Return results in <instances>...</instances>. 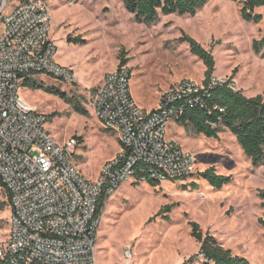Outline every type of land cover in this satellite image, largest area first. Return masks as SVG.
I'll return each instance as SVG.
<instances>
[{
    "label": "rangeland",
    "instance_id": "374dc122",
    "mask_svg": "<svg viewBox=\"0 0 264 264\" xmlns=\"http://www.w3.org/2000/svg\"><path fill=\"white\" fill-rule=\"evenodd\" d=\"M47 3L55 60L68 64L76 81L70 85L49 76L36 77L35 84L57 88L67 99L27 86L18 95L46 116L47 128L57 142L79 139L75 163L90 180L119 150L116 134L101 126L89 104L104 76L119 66L121 58L130 71L133 100L145 110L157 107L162 94L177 82L202 83L205 67L188 44L180 41L184 34L211 52L215 78L224 80L234 74L236 90L264 99V50L256 54L252 49L253 41L263 34L264 8L255 10L262 15V21L255 24L241 18L239 3L207 0L193 17L160 15L146 25L135 22L119 0ZM71 99L85 108V116L73 111ZM167 136L193 155L195 173L156 187L122 184L107 198L100 215L95 263L125 264L123 252L128 249L131 264H186L199 247L190 235V222H194L233 255L250 264H264V227L258 224L264 213L258 197V191L264 190V164L253 166L226 129L217 138H208L195 134L190 125L169 123ZM208 168L230 177V182L219 190L212 188L198 177ZM0 200L6 201L1 189ZM167 205H173L170 211L158 215ZM10 215L9 206L0 209V245L7 240Z\"/></svg>",
    "mask_w": 264,
    "mask_h": 264
},
{
    "label": "built area",
    "instance_id": "2783aa9c",
    "mask_svg": "<svg viewBox=\"0 0 264 264\" xmlns=\"http://www.w3.org/2000/svg\"><path fill=\"white\" fill-rule=\"evenodd\" d=\"M50 22L47 0H0V181L11 210L0 259L11 264H96L100 197L110 198L125 183L190 178L196 160L167 136V125L191 107L203 108L209 92L229 78L213 76L206 85L177 82L156 108L145 110L133 100L126 66L107 73L89 106L101 126L116 134L119 150L90 180L75 163L78 141L57 142L46 116L18 95L38 76L75 84L73 72L55 61ZM228 87L236 91L232 80ZM123 259L131 264L130 250Z\"/></svg>",
    "mask_w": 264,
    "mask_h": 264
},
{
    "label": "trees",
    "instance_id": "16d2710c",
    "mask_svg": "<svg viewBox=\"0 0 264 264\" xmlns=\"http://www.w3.org/2000/svg\"><path fill=\"white\" fill-rule=\"evenodd\" d=\"M123 3L127 12L134 15L135 22L142 24H152L156 22L160 15L195 16L207 3V0H119ZM239 3V13L246 22L259 23L262 15L255 13L256 9L264 8V0H230ZM80 41V40H75ZM180 41L188 44L191 54L196 56L204 65L203 83L206 85L213 77L215 61L209 50L204 49L195 40L187 35H182ZM252 49L256 54L264 50V29L260 40L253 41ZM125 60L121 58L119 66L125 65ZM216 86L205 98L204 107H191L187 109L183 116L177 120L180 126H191L197 135H204L208 138H217L218 133L228 130L235 138L243 153L251 161L253 166L264 164V99L261 95L246 97L241 90H232L228 87L229 82ZM31 89H42L44 92L56 95L62 99H67L66 95L54 87L44 88L41 84L26 82L23 87ZM72 109L76 113L85 116V108L78 102L72 103ZM219 109L222 111L220 112ZM212 123L216 126L212 127ZM80 143L78 138H75ZM198 177L207 181L214 189L219 190L230 182V177L217 175L214 168H208L198 173ZM148 184L156 187L158 183L148 181ZM196 188V184H191ZM0 189L4 191L6 201L0 200V209L10 207L9 194L0 181ZM260 207L264 210V190L258 191ZM106 198L102 195L97 206V216L99 217L104 208ZM173 205L164 206L158 213L169 212ZM258 224L264 227V213L258 219ZM190 235L199 245L198 252L192 256L187 263L199 260L200 264H250L245 258L233 255L229 249L220 245L208 232L202 233L197 223L190 222ZM0 264H11L0 259Z\"/></svg>",
    "mask_w": 264,
    "mask_h": 264
},
{
    "label": "crops",
    "instance_id": "0c3cea01",
    "mask_svg": "<svg viewBox=\"0 0 264 264\" xmlns=\"http://www.w3.org/2000/svg\"><path fill=\"white\" fill-rule=\"evenodd\" d=\"M207 4V3H206ZM206 6V5H205ZM204 6V7H205ZM204 7L201 9V10H203L204 9ZM201 10H199V11H201ZM198 11V12H199ZM56 61V60H55ZM57 62V61H56ZM58 64H60L59 62H57ZM61 65V64H60ZM62 66H65V67H69L70 68V66L68 65V64H66V65H64V64H62ZM156 107V106H155ZM155 107H151L152 109H154ZM147 110V109H146ZM150 110V109H149ZM100 169V168H99ZM99 171V170H98ZM120 189V188H119ZM96 243V242H95ZM95 255V254H94ZM95 257V256H94Z\"/></svg>",
    "mask_w": 264,
    "mask_h": 264
}]
</instances>
